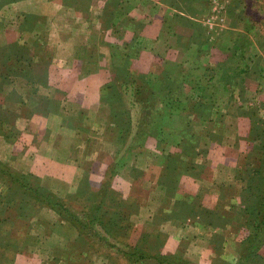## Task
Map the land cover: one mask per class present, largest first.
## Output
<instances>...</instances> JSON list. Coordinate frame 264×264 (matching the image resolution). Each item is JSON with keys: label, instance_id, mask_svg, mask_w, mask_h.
Listing matches in <instances>:
<instances>
[{"label": "crops", "instance_id": "obj_1", "mask_svg": "<svg viewBox=\"0 0 264 264\" xmlns=\"http://www.w3.org/2000/svg\"><path fill=\"white\" fill-rule=\"evenodd\" d=\"M154 4L157 5L154 7ZM152 6L157 8L156 12H152ZM167 9L169 7L164 0H113L111 3H106V0H8L0 3V50L8 48L1 51L9 55L13 47L18 46L28 47L32 52L28 62L20 58L11 59L14 67L18 63L29 64L25 68L27 71L20 73V67L16 68V73L0 75V111L14 109L19 116L13 123L19 131L18 137L10 140L0 134V160L8 162L19 173L39 178L47 189L59 194L65 192L66 195L74 190L98 189L105 173L109 169L116 170L118 166L119 172L114 171L118 181L116 190L124 197L129 193L136 194L135 201L141 210L134 216L139 227L134 238H138L139 233L140 237L144 235L145 225L154 226L158 229L155 237L165 239L161 249L153 253H175L188 262L199 264H216L217 260L234 264L243 251L239 224L228 220V214L218 218L214 205L223 192H228L227 200L234 197V204L237 207L240 204L241 189L238 182H234L233 174L239 154L247 146L240 126H237L232 140L211 144L208 153L199 156L201 162L197 163L194 159L197 168H194L193 174L179 177L178 182L172 184L166 178L170 169L168 160L176 157L174 155L181 158L179 150L174 148L170 153L160 151L150 142L136 155H130L126 150L123 152L122 148L120 153L125 161L121 164L113 144L117 138L109 128V113L104 112L106 108L100 103L98 79L106 75L102 74L106 64L109 69L108 64L119 61L115 56L107 57L105 50L98 49L102 44L99 35H105V32L108 34L106 39L117 47L127 48L129 45L126 43L136 41L141 47L140 59L143 56L155 59L161 71H168L166 64H180L185 60L179 58L180 43L196 49L195 59L197 54L205 55V64H216L227 57L225 44V50L222 46L219 49L206 45L204 31H199L196 36L197 44L178 39L175 35L178 33L174 30L170 32L163 22L164 16L170 15ZM104 14H109L111 20L105 29L101 24ZM25 16L33 18V21L26 22ZM39 16H44L45 24L34 20ZM121 55L124 57L122 61L130 58L125 50ZM184 56L182 53V58ZM186 62L188 65L197 64L193 58ZM38 70L46 71V74H38ZM35 75H43L49 84L37 83L32 79ZM106 76L113 77L111 74ZM17 77L18 81H13L11 85L1 84V79L10 81ZM12 86L16 87V91ZM32 88L36 93L42 92L34 104L30 98ZM54 88L62 90L63 96L58 98ZM259 88L255 90L264 95V90L260 92ZM11 94H15L17 101L14 103ZM51 103L56 105V114L50 113ZM81 111L86 114L84 117ZM86 116L89 119L83 120ZM36 119L39 122L37 127L34 124ZM0 121L1 126H10ZM69 121L71 125H65ZM224 131L222 126L219 133L223 139ZM135 171L139 172V178L134 176ZM86 178L89 183L83 186ZM48 182L51 183L49 186ZM44 210L49 220L59 222L60 227L68 226L67 220L54 210ZM38 223L41 225L42 221ZM53 231L54 225L49 221L44 229L34 234L35 239L40 238V246L32 248L34 255L41 256L42 253L45 259L55 258L57 264H132L111 248H79L73 241L77 232L74 234L73 231L59 232V242L63 240L59 246L44 244ZM95 252L101 256L92 257ZM78 255L83 257L71 258ZM18 257L15 264L22 263Z\"/></svg>", "mask_w": 264, "mask_h": 264}, {"label": "rangeland", "instance_id": "obj_2", "mask_svg": "<svg viewBox=\"0 0 264 264\" xmlns=\"http://www.w3.org/2000/svg\"><path fill=\"white\" fill-rule=\"evenodd\" d=\"M5 1L8 0H0V3ZM111 2H113V0H110V2L106 0V3ZM164 2L169 7V9H167V13H170V15L164 16L163 22L165 26L170 28V32L174 30L178 33H175V35H178L176 36L178 39L180 37L182 39L189 40V42H194L195 44H197L196 36L198 35L199 31L201 33L204 31L207 35L206 41L208 42V44L206 45L217 46L220 49L221 46L223 47V44H225L226 51H228L227 57L217 62L216 64H205L207 60V58L204 57L205 55L197 54V59H195L194 56L196 54V49L194 47L189 48L188 46L182 45L180 43L178 47L179 58L185 60L180 64H166L165 68L168 70L166 72L164 70L161 71V69L157 67L155 59H147L144 56L140 59L139 55L141 52V47L139 44H136V41H133V44L126 43L127 45H129L127 46V48H121L117 47L116 45H113L112 42L106 39L108 38V34H106V32L105 35L101 33L102 35L99 36L101 37L100 43L102 44L98 46V49L101 51L105 50L107 57L111 55V57L114 58L115 56V59L119 61H112L110 64H108L109 69L107 64L105 65V70H103L102 74H111L113 77L108 78V76L106 75L99 77V97H101L104 87L110 81H112L114 78L120 79L119 74H137L138 76L142 75L149 81V84L152 88H156L159 83L161 85V81L163 78H169L174 76L175 74H188V80L193 81V83L196 85L198 83L200 84L203 82H205V85H207V83H210L209 87L207 88V91H216L217 96L216 104L212 108V112L209 114V119L211 122H213L210 124H217L211 127L210 135L204 136L203 138L202 133H200L202 131V125L194 126V130L196 132L201 130L198 133V139L202 135L200 137L201 140L199 143V149L195 150L196 155H193L192 157L182 155L180 159L192 160L193 165L195 166V168H197L194 163V159L197 163L199 160L201 162L199 156L207 154L209 146L211 144H220L221 142L223 143L224 141L227 142V140H232V138H234L233 134H235L237 126L239 125L241 132L245 135L244 142L247 146L245 150H242V153L239 154L237 165L233 168V174L235 178L234 182H238V184L240 185V189L242 190L245 185L244 177H246L247 174L251 173L252 170L254 171V168H257L256 166L260 165V162L257 161V158H259L262 153L258 152L257 150H261L264 144V138H262L264 137V95L259 94L258 91L255 90L259 87L260 92H263L264 90V0H164ZM156 5L157 4H154V7ZM154 7L152 12L157 11V8ZM189 17H193L194 19H196V21L194 22L193 20H191V18L189 19ZM103 18L104 21L101 24L103 29H105L107 28V26L110 25L111 20L109 18V14H104ZM25 19L26 22L33 21V18L29 16H25ZM35 19L36 21H39L42 24H45L46 22H44V16H39L38 18H34V20ZM139 29H141V27ZM225 33L227 34L225 35ZM7 49L8 48H2L1 50ZM30 49L32 50V48ZM223 49L225 50V47H223ZM1 50L0 75H3L2 73H16L18 70L16 68L20 67L21 68L19 70H22V72L20 73H23L25 70L27 71V69L25 68L29 66V64L18 63V65L14 67L11 59L13 58L17 60L18 58H20L26 62H28V60H31L32 52L29 50L28 47L14 46L9 55H4L5 53H3V51ZM124 50L127 52V55L129 54V60L122 61L124 57L121 54L124 53ZM182 53L185 54L183 58ZM192 58L193 60H197V64L192 63L191 65H188L186 60ZM88 68H90V65ZM38 72H40L38 74H46V71L38 70ZM221 74H225V76L222 78L223 82L220 78ZM261 74L262 78L259 76ZM25 76L27 77V75ZM42 76L43 75H35L32 77V79L34 81H37V83L39 82L43 84L44 86L48 85L49 83L47 81V78ZM18 78L19 77H17L16 79H11L10 81H5L1 79V84L5 83L7 85L9 83V85H11L13 81H18ZM24 80L28 81L27 79ZM33 80H30L31 83L34 82ZM26 81L24 82L25 84H27ZM137 82L141 83L140 80H137ZM6 85L5 88L7 89ZM28 85L31 86L30 82L28 83ZM189 85L190 84L188 82H186L184 85V89L187 92L189 91ZM62 86L65 87L67 86V84H62ZM12 88L16 91V87L12 86ZM54 90L57 91L58 98L60 97V95L63 96L64 93L62 90L58 88H54ZM30 94V98L33 99L32 104H34L37 103V99L39 95L42 94V92L40 91L39 93H36L35 88H32ZM187 96L190 97L189 93H184L181 96V100H184ZM10 98L13 103L17 101L15 98V94H11ZM55 106V103H51V108L49 109L51 114H56ZM67 106H69L70 108L73 107L70 104H67ZM169 108L172 107H164L162 105H158L157 107H155L154 104L152 105L150 111L147 109L141 111L139 104L134 107L124 105V110L126 111L127 115L131 114L132 129L125 143L118 140L113 143L115 145V153H119V161L121 160V164L125 161L123 155L120 153L121 149L123 148L122 150L124 152V150L127 149L129 142L131 143L137 140L143 141V147H145V144L147 145V142H150L154 147H156L160 151L165 150L170 153L174 151L175 148L179 150V153H181L177 145L180 140L179 136L177 135V133H173L175 132L174 127L178 119L175 114L171 116L165 113ZM121 109H123V107H121ZM9 111V113L2 112L1 119L7 122L10 126L4 127L2 125V127L8 130L12 125L13 129L18 131V129L13 126L14 121L17 120L19 117L17 116L18 113L14 109H9ZM75 112L76 111H74V113ZM104 112H107V110L104 109ZM86 117L82 119H89L88 117ZM100 118H102V116H100ZM124 118H126L125 114L119 115V124H121V121ZM34 124L35 127H37V125L39 124L38 119H36V122H34ZM225 124H228V126H225ZM65 125L70 126L71 121L65 122ZM137 125H140L142 127L145 126L143 128L147 131H152V133L150 132L149 135L142 134L140 136H137ZM222 126H224L225 128L224 139L221 137V133H219V129H221ZM109 128L113 136H117V129L113 126H109ZM206 128L207 127L205 126V129ZM231 130H233L232 133ZM1 133L3 132H0V134ZM258 134L262 137L258 136ZM18 136L19 131L16 137ZM162 139L165 140V143H160ZM150 143H148V145ZM143 147L137 148V151L129 152L130 155H136V153L143 151ZM171 159H173V157ZM0 162L2 165L0 166V216H7V213L1 206L7 203V198H13V195L15 194L16 199L10 201L13 205H15L14 210L8 216L13 217L17 214L19 215L22 213L24 214V216L29 217L30 221L29 227L22 225L19 229H17L16 232L12 233V235H17L20 237V239L16 240V242L14 243L15 245H13V243H9V241L7 242V244L6 242L4 243L5 246L2 244L3 239L7 235L6 231L10 229L11 225L4 224L0 226V264H15V260L18 256V258L22 262L21 264H57L58 261L55 258L45 259V256H43L42 253H40L41 256L33 254L35 253V251H33L32 248H35L37 245L40 246V240H38L40 238L37 237L38 239H35L34 234L38 232V230H41L42 228L44 229L47 222L50 221L51 224L54 225V231H58V236L53 231V234H50V238L47 239L44 244L59 246L60 243L63 241L62 240L61 242H59V232L61 230H65L66 232L73 231L74 234L78 232V230L68 220L67 227H60L61 224H59V222H53L49 220L47 215H45L46 211L44 210L49 207L41 205V203H33V201H31L32 196L29 195L31 193L23 194L20 192H15L13 189V181L10 180V178H14L17 175L22 176L27 174L30 178L29 183L31 185H34L36 179L39 181V178L29 173H19L17 169L10 167L11 165L9 166V163L6 161L4 162L0 160ZM177 167H179V165ZM181 167L177 168L176 174H170V172L173 173L172 168H170L169 172L167 171L166 173L167 181L174 184L178 182L179 177L181 178L184 175L194 173V169H192L191 173L182 172ZM4 168H6L9 173H12V176L9 173H2V170ZM238 169L242 170L240 174H238ZM114 171L119 172V167L117 166L116 170ZM114 171L113 169H109L108 172L105 173L102 184L98 187V189L92 188V190H88L85 192H82L81 190H74L72 192H68L67 195L65 194V192H61L59 194V192L49 190L40 181L39 183L46 189H43V191L48 190L51 194H53V196L55 197L53 199V202H56L57 200L63 201V203L65 204V208H67L66 210H69L67 212L70 215L75 217H83L81 212L83 210L85 211L88 209L87 205L92 204V200H94V202L96 203L98 202L97 199L100 197H96V199H94L92 198V196L94 193L99 191L102 185L108 188L110 191H117V193H119L122 198H128L127 202H129L130 200L137 199L136 194L131 195V193H129L127 197H124L122 195V192L116 190L118 188V181L114 177ZM133 174L137 178L140 177L138 171H135ZM241 176H243V178ZM251 179L253 180V176L250 177V180ZM88 183V178H86L85 184H83V186H87ZM49 184L51 183L48 182L47 185L49 186ZM241 190L239 192L240 204L238 207L234 204V197H232V199L230 198L229 200H227L228 192H223L219 196L218 200L215 201L214 207L218 212L216 213V216H218V218L228 214V220L232 219L237 222L236 224H239L238 229L241 231L239 238H242L241 241H243L249 235V229L245 225H243V222L246 218V214L244 212V204L242 203ZM39 194L41 196H44L45 193L40 192ZM224 202H226V205L223 206ZM106 203H108V200L106 201ZM19 204L21 205L20 207H18ZM16 206L17 209H15ZM128 206L130 207V211L133 210L128 217V223L132 224L127 228L128 237H124V239L123 236H125V233L123 232L121 235L122 240L119 241V239H116V236L114 235L113 237H111L112 239H109L110 242L115 243V246L120 248L124 246H128L133 250L136 248H142V251H144L146 254H148L147 252L153 253L161 249L165 238L161 239L155 237V234H157L158 229L154 226L150 227L148 225L147 227L145 225L143 229L146 230V232H143L144 236L141 235L140 237L141 233H139V237L134 238V236L138 235L139 231V227L136 225V218L134 216L138 213H141V210L137 205L135 208H131V204H128ZM103 213V209L97 211V214L99 215ZM108 216L110 217L106 218H111L110 213ZM143 218L144 217H142V219ZM39 220L42 221L41 225L38 223ZM121 224H123V222H114L110 226L114 230H117L116 232L119 233L120 229H117V227ZM93 228L98 231H101L99 230V228L96 227V224L95 226H93ZM85 235L87 234L84 233L83 236ZM130 236L131 239L129 238ZM74 239L77 240L76 238ZM84 239H86V242L89 241L91 245H96L100 248H109L102 241H98L97 243L96 240L94 241L93 239H87L86 236L84 237ZM218 241L219 240L216 239L217 243ZM258 246L259 249L257 250L256 254H258L259 256L256 255L250 258L249 263L245 264H264V239L260 241ZM111 249L115 250L114 248ZM115 251L117 254L120 253V257L122 256L128 261H130V259L124 256L121 252H118L117 250ZM23 252L24 254H22ZM95 256H101V254L97 255L95 252L92 257ZM85 257L90 258V256ZM85 262H88V259H85ZM239 262L240 255L238 259L234 261V264H239ZM189 263L199 264L198 262L191 261ZM227 263L229 262H225L223 260H217L216 262V264ZM139 264H155V260L152 258H146L142 263L139 262Z\"/></svg>", "mask_w": 264, "mask_h": 264}, {"label": "trees", "instance_id": "obj_3", "mask_svg": "<svg viewBox=\"0 0 264 264\" xmlns=\"http://www.w3.org/2000/svg\"><path fill=\"white\" fill-rule=\"evenodd\" d=\"M119 76L120 79L114 78L104 87L103 93L100 97L101 105L105 106L109 113V126H113L117 129V140L125 143L132 129V117L131 114L127 115L126 111L124 110V105L134 107L139 104L141 111L145 109L150 111L152 105L154 104L155 107L162 105L164 107H172L167 109L165 113L171 116L175 114L178 119L174 127L175 132L173 133H177L179 136L180 140L177 145L182 155L188 157L196 155L195 150L199 149V143L201 140L200 137L202 135V138L204 136H209L211 127L217 124H210L213 122H211L209 119V114L212 112V108L216 104L217 96L216 91H207L210 83L205 85V82H203L196 85L193 83V81L188 80V74H175L172 77L163 78L161 85L159 83L156 88H152L149 84V81L142 75L138 76L137 74H119ZM224 76L225 74H221L220 76L222 82V78ZM137 80H140L141 83H138ZM186 82L190 84L188 92L184 89ZM184 93H189L190 97L187 96L184 100H181V96ZM121 107H123V109H121ZM8 111L9 110L0 111V120H2V112L6 113ZM46 112H48V110ZM80 113L82 116L86 115L82 111ZM124 114L126 115V118H124L121 121V124H119L118 117L119 115ZM1 122L2 121H0V132H3L7 139L12 140L16 138L18 131L14 130L12 125L8 130L3 128L1 126ZM196 125H202V131L199 130L201 131L200 133H202V135L199 137V139V131L196 132L194 130V126ZM205 126L207 127L206 129ZM143 127L140 125L136 126L137 136L142 134L149 135L150 132L152 133V131H147ZM258 136L260 135L258 134ZM163 142L165 143V140L162 139L160 143ZM129 143L126 149L127 152L137 151V148L143 147V141L137 140L135 142H131L130 144ZM257 151L262 153L261 156L257 158V161L260 162V165L256 166L257 168H254V171L252 170L251 173L244 177L245 185L241 190L242 203L244 204V212L246 214L243 225L249 229V235L245 238V240L242 241L243 251L241 253L239 264L249 263L250 258L256 255L259 256L256 254L257 250L259 249L258 244L260 241H262V239H264V144L261 150ZM174 156L176 157L168 160V167L172 168L173 170V173L170 172V174H176L177 168L181 166V171L185 173H191L192 169L195 168L192 160H181L177 155ZM178 165L179 167H177ZM0 166H2L1 162ZM241 171L242 170L238 169V174H240ZM2 173L8 174L9 171L4 168ZM9 174L11 175L12 173ZM252 176L253 180H250V177ZM241 177L243 178V176ZM29 179L30 178L27 174L22 176L17 175L14 178H10V180L13 181L14 191L23 194L31 193L29 195L32 196L31 201H33V203H41V205L48 206L59 216H61V218L71 222V224L78 230L75 245H77L79 248L83 249L96 246L91 245L89 241H87V244L86 239H84L86 236L87 239H93L94 241L96 240L97 243L98 241H102L105 245H107V247L114 248L118 252H121L124 256L130 259L132 263L135 264H139V262L142 263L146 258L154 259L155 264H192L179 254H161L152 252H147L148 254H146L144 251H142V248H136L134 250L128 246L120 248L115 246V243L110 242L109 239H112L111 237L114 235L116 236V239H119V241L122 240L121 235L123 232L125 233L123 238L128 237L127 228L128 226L132 225L128 223V217L133 211H130L128 204H131V208H135L136 205L138 206L135 199L130 200L131 202H127L128 198L124 199L119 193H117V191H110L108 188L102 185L99 191L94 193L92 196L94 199H96V197H100L97 199L98 202L96 203L94 200H92V204L87 205L88 209L81 212L83 217H75L67 212L69 210H66L67 208H65L63 201L57 200L56 202H53V199L55 198L53 194H51L48 190L43 191L45 188L41 186L37 179L34 185L29 183ZM40 192H44V196H41L39 194ZM7 199V203L1 206L4 208L7 216H0V226L4 224H10L11 227L6 231L7 235L3 239L2 244L4 245L5 242L7 244L9 241V243H13V245H15L14 243L16 240H19L20 237L17 235H12V233L16 232L17 229H19L22 225L29 227L30 221L29 217L24 216L22 213L13 217L8 216L14 210L15 205H13L10 201L16 199L15 194L13 195V198ZM107 200L108 203H106ZM20 206L21 205L19 204L18 207ZM15 209H17V206ZM101 209H103L104 213L101 215L97 214V211ZM109 213L111 218H106L110 217L108 216ZM114 222H123V224L117 227V229H120L119 233L110 226ZM95 224L96 227L101 231L93 228ZM84 233L88 236H83ZM156 235L157 234H155V236ZM75 257L80 259L83 256L78 255L72 256L71 258L75 259Z\"/></svg>", "mask_w": 264, "mask_h": 264}]
</instances>
